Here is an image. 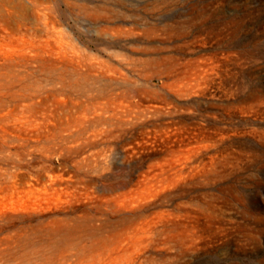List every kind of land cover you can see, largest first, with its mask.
Instances as JSON below:
<instances>
[{
  "label": "rangeland",
  "instance_id": "1",
  "mask_svg": "<svg viewBox=\"0 0 264 264\" xmlns=\"http://www.w3.org/2000/svg\"><path fill=\"white\" fill-rule=\"evenodd\" d=\"M0 9L40 13L57 65L0 151V264H264V0Z\"/></svg>",
  "mask_w": 264,
  "mask_h": 264
},
{
  "label": "bare ground",
  "instance_id": "2",
  "mask_svg": "<svg viewBox=\"0 0 264 264\" xmlns=\"http://www.w3.org/2000/svg\"><path fill=\"white\" fill-rule=\"evenodd\" d=\"M21 12L12 15L11 12L0 9V151L8 154L11 152L13 140H22L25 145L28 143L26 140H32L19 130L15 131L16 125L11 121L14 118H33L31 114L34 108L42 106L45 97L41 74L43 71H47V68L51 70L57 69V65H47L44 58L45 50L41 39V14L38 13L36 16L37 23L31 25L25 14ZM90 71L83 72L73 67V74L81 78H86L90 75ZM53 75L48 78L49 83H60L61 76L59 72ZM78 85L84 87L85 90L87 89L85 83L79 81ZM104 109L108 110L105 105L98 107L87 106L81 116H79V122L83 124L85 121L98 118ZM18 112L23 115L16 116ZM24 121L26 122L27 120ZM133 237L131 235L129 239ZM106 247L104 246L103 249ZM65 248H78V243L68 242ZM81 254H83L81 257L83 261L87 262L86 264L96 262L97 253L95 251L82 252ZM107 257H109L110 262L115 260L112 253H107Z\"/></svg>",
  "mask_w": 264,
  "mask_h": 264
}]
</instances>
